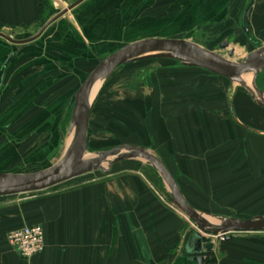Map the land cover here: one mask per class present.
<instances>
[{
    "label": "crops",
    "instance_id": "crops-1",
    "mask_svg": "<svg viewBox=\"0 0 264 264\" xmlns=\"http://www.w3.org/2000/svg\"><path fill=\"white\" fill-rule=\"evenodd\" d=\"M76 1L46 0L47 8L40 12L39 0H0V34L22 43L0 35L1 173H32L61 158L72 137L71 97L97 63L125 43L176 38L201 27L220 39L219 46L226 41L229 49L264 47V0H83L68 10ZM62 11L38 37L21 42ZM195 69L206 72L201 76L210 74L188 68ZM259 110L264 115V108ZM231 117L242 126L234 113ZM199 121L207 125V112ZM202 141L200 137L198 145ZM206 150L201 148L199 160H182L177 147H170L167 168L184 199L201 215L216 218L211 205L225 194V205L236 207L235 218L255 216L258 194L264 197V190H259L264 188V173L248 169L243 179L239 154L227 158L222 145L217 155L209 156ZM56 152L58 160L50 162ZM120 162L108 173L46 194L26 209L1 205L0 264H195L183 251L193 232L184 215L143 173L125 169ZM200 175L206 178L196 177ZM32 224L43 229L44 250L24 261L6 235ZM211 242V252H203L204 264H264V232L211 237Z\"/></svg>",
    "mask_w": 264,
    "mask_h": 264
},
{
    "label": "rangeland",
    "instance_id": "rangeland-1",
    "mask_svg": "<svg viewBox=\"0 0 264 264\" xmlns=\"http://www.w3.org/2000/svg\"><path fill=\"white\" fill-rule=\"evenodd\" d=\"M147 12L151 14V11ZM145 26L150 27L147 24ZM211 35L200 27V29L187 32L186 35H177L173 38L193 41L231 61L243 59L247 53L255 49V47L235 46L232 57L228 58L227 50L218 47L220 39H215ZM188 68L171 59L141 58L119 66L106 80L100 82L96 93L90 99L91 117L87 128L84 157L91 158L100 152L113 150L120 146H138L157 157L163 164H166L167 168L170 147L173 145L177 147V154L183 158L182 160L193 157L199 160V155L202 154L201 148L205 147H207L205 152L209 151V156L213 153L217 155V146L222 145L225 147L223 155L227 158L233 159L237 154L240 155L242 178L245 176L243 173L248 169L255 168L258 173H264V137L258 132H264V127H262L264 126V115L258 114L260 107L255 105L254 99L243 86L210 74L201 76L200 73L206 72H198L202 70L197 69L188 70ZM180 70L185 74H181ZM249 75L248 86L250 87L251 74ZM255 85L260 91H264V69L259 72ZM233 103L238 107L230 108ZM206 112L208 114L207 125L199 121V115H206ZM233 113L241 119L242 126L232 119L231 114ZM200 137L203 141L198 145L197 140ZM186 140L188 144L184 142ZM59 154L60 152H56L50 162L58 160ZM217 159H219L218 156ZM107 161L102 163L105 168ZM120 163L125 169L138 170L143 173L162 195V198L176 210L171 202L168 187L146 160L133 157L122 160ZM254 163L256 167H252ZM108 171L88 172L38 192L3 196L0 197V206L13 209L15 205H19L21 206L19 208L26 209L25 206L35 203L34 201L46 194L78 185L87 179L108 173ZM175 177L182 183L185 182L182 175L176 174ZM196 177L202 180L206 178L203 175ZM261 179L263 183V178ZM221 181L219 180L218 184ZM259 190L262 191L264 188ZM224 195L220 194L218 204L211 205L216 218L209 217L208 214L202 215L204 218H210L214 224H219L223 219L235 218L236 213L232 212L236 210V207L231 205V209L225 205L228 198ZM235 206H237L236 203ZM256 206L253 210L254 215H264L262 194L261 196L258 194ZM206 209L211 208L208 206ZM14 212V210H8V214ZM185 219L189 223L186 226H189L191 231H196L195 225L186 217ZM30 222L33 223L32 220ZM240 233L243 232L208 236L224 238Z\"/></svg>",
    "mask_w": 264,
    "mask_h": 264
},
{
    "label": "water",
    "instance_id": "water-1",
    "mask_svg": "<svg viewBox=\"0 0 264 264\" xmlns=\"http://www.w3.org/2000/svg\"><path fill=\"white\" fill-rule=\"evenodd\" d=\"M81 1L83 0H77L68 5L67 9H71ZM64 12L62 11L49 19L31 39L21 42H29L38 37L49 23ZM247 18L248 15L245 13L244 19L247 20ZM5 38L13 43L22 44L11 37ZM219 48L226 49L227 57H232L234 50L228 49L226 41L220 44ZM19 50L20 47L17 51ZM149 57L178 61L182 65L201 68L212 75L223 77L231 83H237L246 88L257 106L264 108V91H260L255 85L258 73L264 69V47H256L247 53L243 59L231 61L186 39L147 38L127 43L102 58L71 97L69 132L72 137L61 158L48 168L32 173H0V197L42 191L88 172L97 170L105 172L113 163L139 157L146 160L159 174L170 191L172 204L195 225L196 231L189 235L183 251L189 256L188 261L204 264L203 252H211L213 243L202 236L200 232L209 235L231 232H264V215L245 219L228 218L221 220L219 224L207 221L184 199L166 166L157 157L138 146H120L113 150L100 152L91 158L84 157L92 87L96 82L106 80L119 66ZM7 62L8 60L5 65ZM248 74H251L250 87L248 84H243L241 79L243 75ZM119 150L122 152H118ZM108 158L111 159L108 160ZM105 161H107L106 168L102 166Z\"/></svg>",
    "mask_w": 264,
    "mask_h": 264
},
{
    "label": "built area",
    "instance_id": "built-area-1",
    "mask_svg": "<svg viewBox=\"0 0 264 264\" xmlns=\"http://www.w3.org/2000/svg\"><path fill=\"white\" fill-rule=\"evenodd\" d=\"M6 241L16 255L24 261H30L32 257L44 250V233L38 224L24 225L9 231Z\"/></svg>",
    "mask_w": 264,
    "mask_h": 264
},
{
    "label": "bare ground",
    "instance_id": "bare-ground-1",
    "mask_svg": "<svg viewBox=\"0 0 264 264\" xmlns=\"http://www.w3.org/2000/svg\"><path fill=\"white\" fill-rule=\"evenodd\" d=\"M249 78H250V75H249V74H248V75H243L242 78H241V79H242V83L247 85L248 82H249V81H248ZM98 84H100L99 81L96 82V83L94 84V86L92 87L91 92H90V99L93 98V95L96 93L97 88L99 87ZM206 220L209 221V222H212L210 218H206ZM212 223H213V222H212Z\"/></svg>",
    "mask_w": 264,
    "mask_h": 264
},
{
    "label": "trees",
    "instance_id": "trees-1",
    "mask_svg": "<svg viewBox=\"0 0 264 264\" xmlns=\"http://www.w3.org/2000/svg\"><path fill=\"white\" fill-rule=\"evenodd\" d=\"M39 3H40V12H44V10L47 8L46 7V0H39ZM42 10V11H41ZM42 16L40 15V18H41ZM162 193H164L163 191H162ZM248 218H250V217H248ZM208 260H209V258H208Z\"/></svg>",
    "mask_w": 264,
    "mask_h": 264
},
{
    "label": "flooded vegetation",
    "instance_id": "flooded-vegetation-1",
    "mask_svg": "<svg viewBox=\"0 0 264 264\" xmlns=\"http://www.w3.org/2000/svg\"><path fill=\"white\" fill-rule=\"evenodd\" d=\"M219 47V46H218Z\"/></svg>",
    "mask_w": 264,
    "mask_h": 264
}]
</instances>
